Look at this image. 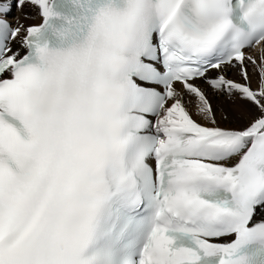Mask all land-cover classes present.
<instances>
[{"label":"snow or ice","instance_id":"6c2138e0","mask_svg":"<svg viewBox=\"0 0 264 264\" xmlns=\"http://www.w3.org/2000/svg\"><path fill=\"white\" fill-rule=\"evenodd\" d=\"M0 264H264V0H0Z\"/></svg>","mask_w":264,"mask_h":264},{"label":"bare ground","instance_id":"6f19581e","mask_svg":"<svg viewBox=\"0 0 264 264\" xmlns=\"http://www.w3.org/2000/svg\"><path fill=\"white\" fill-rule=\"evenodd\" d=\"M13 15L21 20L23 24L26 26L28 25H36L39 24L41 21L40 19L36 16V11L34 8L31 6H26L23 10L22 13L18 11H14ZM229 78L232 79H239V77L235 74V72H231L229 74ZM257 82V76L252 73V85L253 87L256 86ZM209 97L212 101V104L214 108H216L217 113H218V118H219V113L221 109L226 110V113H230L232 117L234 118L233 123H236L241 116L244 105L239 101L236 100L235 102L223 97V96H214L209 92ZM227 126V125H224Z\"/></svg>","mask_w":264,"mask_h":264}]
</instances>
